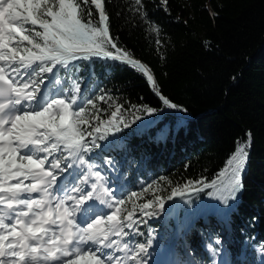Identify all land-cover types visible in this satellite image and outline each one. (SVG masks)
I'll list each match as a JSON object with an SVG mask.
<instances>
[{
  "label": "snow or ice",
  "instance_id": "1",
  "mask_svg": "<svg viewBox=\"0 0 264 264\" xmlns=\"http://www.w3.org/2000/svg\"><path fill=\"white\" fill-rule=\"evenodd\" d=\"M107 2L0 0V264H148L153 238L133 247L125 229L140 234L137 225L146 221L136 213L156 215L155 209H164V198L155 195L137 204L151 184L118 196L91 157L103 146L98 141L112 143L110 136L130 127L124 116L130 109L105 90L81 97L79 80L58 88L64 83L59 73L94 58L119 62L146 79L164 108L187 109L165 95L151 67L112 34ZM144 8L143 0H134L133 10L146 18ZM151 30L158 33L159 27ZM46 80L52 85L47 91L42 88ZM97 101L114 109L107 119L101 113L108 109ZM131 107L147 115L162 110ZM140 118L134 115L131 122ZM251 144L248 131L237 138L214 178L177 185L167 199L214 189L220 204L230 206L244 188ZM106 162L111 164V158ZM100 205L107 211L98 210ZM256 250L264 256V243Z\"/></svg>",
  "mask_w": 264,
  "mask_h": 264
},
{
  "label": "trees",
  "instance_id": "2",
  "mask_svg": "<svg viewBox=\"0 0 264 264\" xmlns=\"http://www.w3.org/2000/svg\"><path fill=\"white\" fill-rule=\"evenodd\" d=\"M143 3L146 18L133 10L134 0H108L111 32L151 67L162 92L187 111L164 108L141 74L98 58L78 62V68L67 73L61 69L64 83L58 88L67 89L72 80H79L81 97L94 98L105 90L130 109L124 112L130 127L109 137L112 143L98 141L103 146L91 154L108 183L122 187L123 193L140 191L158 180L174 188L214 178L237 138L250 131L244 188L226 216L215 190L205 189L195 193L177 221L157 212L142 216L146 223L137 225L140 234L125 231L131 233L132 244L146 243L150 227L163 245L178 242L189 250L196 264H212L208 245L219 248L217 256H224L227 264H264L256 250L264 243V0ZM152 25L159 27L158 33ZM51 87L48 80L42 86L45 91ZM97 103L108 109L101 113L107 119L114 109ZM141 104L162 110L139 126L137 120L131 122L133 116L147 114L131 106ZM209 191L214 196H208Z\"/></svg>",
  "mask_w": 264,
  "mask_h": 264
},
{
  "label": "rangeland",
  "instance_id": "3",
  "mask_svg": "<svg viewBox=\"0 0 264 264\" xmlns=\"http://www.w3.org/2000/svg\"><path fill=\"white\" fill-rule=\"evenodd\" d=\"M48 75H49V79H51V74H48ZM178 112H181V111L178 110ZM158 114L154 113L152 115H147L146 117L140 118L139 120H137V125L141 126V125H144L145 123L153 121L155 116ZM110 137H113V136H110ZM64 175L67 176V174H64ZM69 179H72V178L68 177V180ZM26 183H27V181H26ZM108 184L110 187H112L113 189L116 190V193L118 196L123 193V192H121L123 189L122 187H119L118 185L116 186L115 184L114 185H111L110 183H108ZM150 184L152 185V188L148 192H146L143 196H141L139 200H137V204L144 203V202H146L147 199H152L155 195H159L162 198H164V201H165L164 209L161 211L159 208H157V210L155 209L156 212H159V213L161 212L165 215L171 214V215H173L174 218L177 216L179 217L181 209L195 195V193L190 191V192L185 193L184 197L177 196V197H173L171 200H168L167 197L169 195H171V191L173 188V186L170 183H168L166 181L158 180V181L149 183L148 185H150ZM148 185H146L144 188H147ZM137 192H140V191H137ZM123 194H127V193L124 192ZM235 202L236 201L231 202L230 206H228V207H225V206L220 204L221 205V207H220L221 214L226 216L227 212L235 204ZM104 211H107V209H104ZM149 211H151V209H149ZM142 216H143V214L138 212V217L140 219L142 218ZM174 220H176V218ZM172 232H171L172 235H174L175 237L178 236L176 230H173ZM224 234H225V232H224ZM163 249L164 250L170 249L174 252L179 253L181 255V259H182L181 263L182 264H196L195 260L193 259V255L191 254V252L185 248L180 247L178 245V242L166 244V245H164ZM207 250H208V253H209L210 258L212 260V264H213V262H215V264H227V260L224 256L221 255L220 258L218 256L216 257L217 253L210 251L209 248ZM150 255H151V251L149 249L148 255L146 256V259L148 260V264H150Z\"/></svg>",
  "mask_w": 264,
  "mask_h": 264
},
{
  "label": "bare ground",
  "instance_id": "4",
  "mask_svg": "<svg viewBox=\"0 0 264 264\" xmlns=\"http://www.w3.org/2000/svg\"><path fill=\"white\" fill-rule=\"evenodd\" d=\"M104 209H107L106 207H104V206H102V208L99 206V209L98 210H103L104 211Z\"/></svg>",
  "mask_w": 264,
  "mask_h": 264
}]
</instances>
